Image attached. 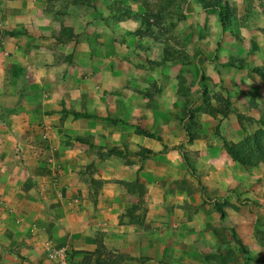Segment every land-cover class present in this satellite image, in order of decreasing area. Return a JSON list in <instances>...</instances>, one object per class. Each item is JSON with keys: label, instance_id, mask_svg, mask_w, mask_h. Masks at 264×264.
<instances>
[{"label": "crops", "instance_id": "0c3cea01", "mask_svg": "<svg viewBox=\"0 0 264 264\" xmlns=\"http://www.w3.org/2000/svg\"><path fill=\"white\" fill-rule=\"evenodd\" d=\"M113 14L91 0H0V264H53L51 250L73 264H264L263 165L212 158L195 139L194 173L161 135L140 132L147 124L127 128L106 108L128 101L99 50L120 27ZM253 93L263 125L264 82ZM244 133L221 119L225 140Z\"/></svg>", "mask_w": 264, "mask_h": 264}, {"label": "rangeland", "instance_id": "374dc122", "mask_svg": "<svg viewBox=\"0 0 264 264\" xmlns=\"http://www.w3.org/2000/svg\"><path fill=\"white\" fill-rule=\"evenodd\" d=\"M91 1L110 3L120 23L108 48L100 40L99 50L114 56L115 96L128 99L106 108L131 119L122 121L127 128H134L136 117L148 132L158 130L153 138L161 135L164 148L176 147L200 173L199 151L190 156L187 143L198 139L219 157L234 143L220 134L222 118L235 116L243 137L263 127L253 92L264 82V0H219L231 8L224 27L218 8H204L201 0Z\"/></svg>", "mask_w": 264, "mask_h": 264}, {"label": "trees", "instance_id": "16d2710c", "mask_svg": "<svg viewBox=\"0 0 264 264\" xmlns=\"http://www.w3.org/2000/svg\"><path fill=\"white\" fill-rule=\"evenodd\" d=\"M204 8H218L219 22L221 26H228L231 20V8L226 4H220L219 0H201ZM74 116L80 115L73 113ZM86 115V114H82ZM147 136L154 137L150 132L140 130ZM230 157L243 166L261 164L264 166V125L255 129L250 135L243 137L239 142L226 144Z\"/></svg>", "mask_w": 264, "mask_h": 264}, {"label": "built area", "instance_id": "2783aa9c", "mask_svg": "<svg viewBox=\"0 0 264 264\" xmlns=\"http://www.w3.org/2000/svg\"><path fill=\"white\" fill-rule=\"evenodd\" d=\"M38 131H39L38 139L32 140V145L37 146L38 154L42 155V151L48 148V142L50 139L49 128L42 125V126H39ZM42 161L44 163V166L48 168L47 178L50 181V183L54 185L57 182V173L59 171V166L55 163L53 159L48 158V157L44 158ZM55 254L56 253L53 250H51L47 252V255H46L47 258L54 259L53 264H73V263H68L61 256H59L58 258L55 257Z\"/></svg>", "mask_w": 264, "mask_h": 264}]
</instances>
